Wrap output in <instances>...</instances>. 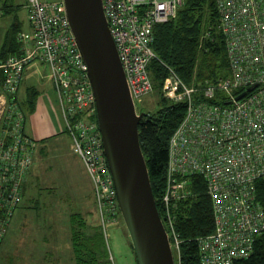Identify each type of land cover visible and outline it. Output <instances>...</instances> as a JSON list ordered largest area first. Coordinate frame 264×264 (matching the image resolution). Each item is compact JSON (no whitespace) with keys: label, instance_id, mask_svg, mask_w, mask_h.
I'll return each instance as SVG.
<instances>
[{"label":"built area","instance_id":"1","mask_svg":"<svg viewBox=\"0 0 264 264\" xmlns=\"http://www.w3.org/2000/svg\"><path fill=\"white\" fill-rule=\"evenodd\" d=\"M185 2L102 0L134 102L155 89L148 68L157 58L152 46L155 27L175 18ZM215 2L226 45L227 74L213 83L190 85L165 65L164 96L186 107L169 140L161 218L180 260L175 209L178 200L192 194L190 179L201 176L213 206L214 229L198 238L200 264H236L251 256L264 233V206L257 196L258 182L264 179V0ZM2 12L0 0V16ZM29 13L32 36L21 32L20 53L0 62L4 72L0 84V239L21 203L35 150V140L25 132L26 114L16 97L24 70L35 61L50 69L72 149L93 182L107 237L106 223L117 214V191L104 153L87 65L64 2L29 0Z\"/></svg>","mask_w":264,"mask_h":264},{"label":"trees","instance_id":"2","mask_svg":"<svg viewBox=\"0 0 264 264\" xmlns=\"http://www.w3.org/2000/svg\"><path fill=\"white\" fill-rule=\"evenodd\" d=\"M4 9L3 6V12ZM219 21L215 0H186L175 18L157 25L152 44L157 58H154L148 67L153 83L163 84L167 75L165 65L172 67L190 85L213 83L217 78L226 75L228 71L226 45L218 28ZM21 32L20 25L15 22L5 35L0 48V62L10 55L20 53L21 45L18 39ZM0 78L1 84L4 78L2 70H0ZM22 83L23 78L16 97L21 101V107L26 114L29 110L35 109L39 91L35 87H28L25 97L22 98L19 95ZM163 101H165L163 107L153 114H147L139 123L140 144L161 216V197L166 184L169 140L181 122L186 107L184 103H173L165 96ZM67 133L69 134L68 129ZM32 165L33 162L30 168ZM190 181L192 194L178 200L175 209V228L181 240L180 260L174 251L176 264L179 261L180 264H200L198 238L210 234L214 229L213 206L206 192L205 180L201 176H194ZM92 190L94 198V185ZM24 192L25 190L23 194ZM257 196L264 206V179L258 182ZM94 203L96 204L95 198ZM73 218L74 220L79 218V227ZM73 218L70 222V231L75 263L112 264L109 256L104 260L100 258L106 243L103 227L94 229V232L88 231L86 234L87 224L83 214H80V217L78 214L74 215ZM236 264H264V233L257 238L251 256L237 261Z\"/></svg>","mask_w":264,"mask_h":264},{"label":"rangeland","instance_id":"3","mask_svg":"<svg viewBox=\"0 0 264 264\" xmlns=\"http://www.w3.org/2000/svg\"><path fill=\"white\" fill-rule=\"evenodd\" d=\"M44 1L63 2V0ZM27 2L28 0H12L13 5L19 8L18 14L25 27L23 30L32 31L33 27H30L25 7ZM13 20L14 17L12 22ZM34 76L35 80L32 83L41 89V93L52 91L53 102L44 104V109L29 110L26 113V123L28 122L26 132L35 140L33 165L32 169L30 168V177L27 176L29 179L25 190L27 194H24L21 206L19 204L20 207L17 206L14 210L15 216L5 226L1 236L0 264H36V257L43 251L48 256L56 257L55 263L75 264L71 259L74 255L70 231L73 216L86 215L84 216L87 224V229H84L86 234L88 231L94 232V229H99L102 226L101 219L92 197V181L84 169V164L72 149V139L67 133L59 96L57 98V92L47 78L50 77L49 67L39 64ZM29 83L23 81L21 96L25 97ZM154 85L155 89L151 94L141 101L134 102L138 113L153 114L164 106L162 85L157 83ZM42 97L44 98L43 95ZM51 125L55 129V133L52 134L50 131L46 132L44 128ZM45 138L49 140L45 141ZM78 220L79 218L74 222L79 227ZM105 231L106 243H104V252L99 251L102 253L100 258L104 260L109 256L112 264H138L119 207L114 219L106 223ZM5 237L10 243L2 247ZM30 256H34L33 259Z\"/></svg>","mask_w":264,"mask_h":264},{"label":"water","instance_id":"4","mask_svg":"<svg viewBox=\"0 0 264 264\" xmlns=\"http://www.w3.org/2000/svg\"><path fill=\"white\" fill-rule=\"evenodd\" d=\"M63 2L87 65L104 153L137 262L176 264L139 139V123L147 113L136 110L102 0Z\"/></svg>","mask_w":264,"mask_h":264},{"label":"crops","instance_id":"5","mask_svg":"<svg viewBox=\"0 0 264 264\" xmlns=\"http://www.w3.org/2000/svg\"><path fill=\"white\" fill-rule=\"evenodd\" d=\"M3 6L5 7V9H4L3 14L0 16V48H1L2 44H3V42H4L5 35L11 29V27L14 25L15 22H18V25H20V30L22 32H24L27 36L31 37L32 34H33V29H32V31H31V29H29L28 31H26V30L24 31L23 30V29H25V27H24V24H23L22 20L19 17V14H18L19 13V8H17V6H14L13 5L12 0H4L3 1ZM25 7H26L27 16L29 17V20H30L29 0H28V2H27V4H26ZM12 16L14 17L13 22H12V18H13ZM8 17H9V19H8ZM6 19H8V21H6ZM30 27H32L31 20H30ZM39 64H44V63H42L40 61L32 62L31 64L28 65L29 67L28 66L26 67V69L24 70V73H23V81H25L27 83L30 82L29 83V85H30L29 87H35L39 91V95H38V98H37V104H36V107H35L36 111H39L40 109H44V106H45L44 104L47 105L48 103L53 102V98L51 96L52 95V93H51L52 91L49 90L50 92H47V93L43 92V93H41V89L38 88L37 86H35L34 83H32V81L35 80V76L34 75L36 73V69L39 66ZM47 78L50 79V82L52 84V87L55 89V86H54L53 79H52L51 75H50V77L48 76ZM0 81H1V78H0ZM21 86L24 87L23 86V83H22ZM19 95L21 96V90H20V94ZM42 95L44 96V98L42 97ZM21 97L24 98L23 96H21ZM57 98H58V94H57ZM58 100H59V98H58ZM62 113H63V111H62ZM44 128H45L46 132L50 131V134L55 133V129L53 128L52 125L50 127L45 126ZM26 129H28V122L27 123L25 122V132H26ZM36 131L40 134L39 129H37ZM47 140H49V139L48 138H45V141H47ZM36 142H38V141L36 140ZM80 160H81V158H80ZM82 164H83V162H82ZM31 169H32V167H31ZM84 169H85V166H84ZM85 171H86V169H85ZM30 173H31V170L29 171V175H28L29 177H30ZM28 181H29V179L27 178L26 182L24 183V190L27 189V186L29 184ZM92 188H93V185H92ZM24 193H26V191ZM23 198H24V194H23ZM93 200H94V198H93ZM21 202H23V201H21ZM21 204H20V206H21ZM30 212L32 213V211H30ZM15 213H14L13 217L15 216ZM83 216L86 217V215H84V214H83ZM13 217H12V220H13ZM13 222L9 225V228L11 227V225L13 224ZM16 226L18 227V224H16ZM8 243H10V240H8V238L5 237V240L3 241L2 247L8 245ZM33 257H31V258L33 259ZM55 259H56V257L48 256L46 254V252L43 251V252H41V254H38V256L36 257V261H37L36 264H52V263L58 264L57 262L55 263ZM71 259L75 261L74 255H73V257H71Z\"/></svg>","mask_w":264,"mask_h":264}]
</instances>
